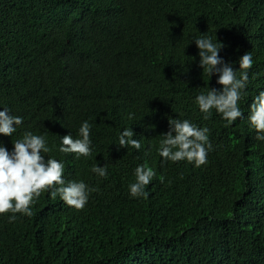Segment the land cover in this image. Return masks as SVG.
<instances>
[{
	"label": "trees",
	"instance_id": "1",
	"mask_svg": "<svg viewBox=\"0 0 264 264\" xmlns=\"http://www.w3.org/2000/svg\"><path fill=\"white\" fill-rule=\"evenodd\" d=\"M201 35L237 69L253 58L244 115L230 125L195 103L222 89L199 66ZM260 91L264 0H0V111L23 120L0 144L43 135L65 183L96 189L82 210L45 191L31 216L0 215V264H264V141L248 120ZM169 118L209 129L206 164L158 154ZM85 121L92 154L60 153ZM125 129L139 150L118 149ZM145 163L147 197H132ZM105 164L106 178L91 171Z\"/></svg>",
	"mask_w": 264,
	"mask_h": 264
},
{
	"label": "clouds",
	"instance_id": "2",
	"mask_svg": "<svg viewBox=\"0 0 264 264\" xmlns=\"http://www.w3.org/2000/svg\"><path fill=\"white\" fill-rule=\"evenodd\" d=\"M195 43L199 49V66L203 74L207 73L211 77L217 75L216 83L222 86V89L210 88L206 94H199L195 103L205 120L211 117L215 109L230 125L244 115L239 101L249 80L248 70L253 66L252 55L247 52L241 56L237 69L220 57V50L224 47L221 42L218 46L211 37L201 35L195 39ZM248 120L256 131V140L264 141V91H260L249 105ZM22 123V118L10 115L7 108L0 111V135L12 137L17 126ZM168 123L169 131L161 134L163 139L158 148V154L164 161L175 163L186 160L196 167L206 164L208 152L213 148L209 141V129L199 128L187 119L169 118ZM90 129L91 125L85 121L79 128V138L74 139L71 134L61 137L59 152L75 154L77 158L89 157L92 154ZM133 134L132 129L120 133L118 149L133 147L139 150L141 143L133 139ZM12 143V151L0 144V215L11 213L9 222L15 221L16 214L31 216L32 204L45 191H50L52 199L59 196L66 205L77 210L86 206L90 192L96 189L89 188L83 181L65 183L63 163L55 158L45 159V154L50 153L52 148L47 145L43 135L27 131L22 138ZM91 171L106 178L107 165H94ZM134 176L135 182L129 185L131 196L146 198L145 187L155 176L154 170L145 163L135 168ZM160 181L164 182L163 176Z\"/></svg>",
	"mask_w": 264,
	"mask_h": 264
}]
</instances>
